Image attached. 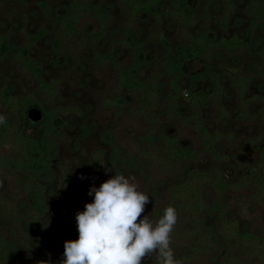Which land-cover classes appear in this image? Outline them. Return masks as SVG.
<instances>
[{"label": "rangeland", "instance_id": "obj_1", "mask_svg": "<svg viewBox=\"0 0 264 264\" xmlns=\"http://www.w3.org/2000/svg\"><path fill=\"white\" fill-rule=\"evenodd\" d=\"M43 0H0V34H8L11 41L9 55L0 59V92L8 88L16 103L29 96L36 100L37 107L43 110L53 122L54 129L49 134L43 126L32 128L22 113H13L0 101V132L7 126V142L0 145V236L5 237L12 246L11 264H60L63 252L58 251L48 237L37 235L31 229L28 215L31 212L29 188L24 183V167L19 157L13 153L14 134L21 132L31 138L41 135L50 141L47 151L38 153L39 158L48 159L50 168L39 174L40 184L45 187L46 199L45 225L65 231L68 241L78 239L76 214L83 211L87 203L92 202L89 189L97 187L112 178L116 173L123 174L133 182L138 190L150 196L141 219L148 215L154 223L163 215L164 209L171 206L177 211V222L170 234V247L177 264H261L264 250V210L253 202L251 189L230 191L224 197L228 206L227 217L231 227H223L219 220L205 209L202 223L205 233L211 239L201 240L194 233L198 223L194 217L180 205L174 188L181 179L180 172H166L148 157L146 136L150 128L142 118L130 116L108 105L117 99L125 101L130 109L137 108V95L119 85V71L125 69L131 52L120 42L124 38V27L129 19V11L119 0H92L101 4L109 18V34L98 47L79 48L73 40L62 53L54 49V37L57 31L55 21H49L38 3ZM53 7L56 19L67 12L71 0H46ZM250 0H234L236 8L228 18V29L222 33L221 20L226 16L227 8L223 1L188 0L196 14L193 27L185 33L182 27L167 14L169 7H174L172 0H163L160 8L161 18L152 14L140 17L134 25L133 33L146 53V64L141 69L138 79L145 81L154 73H163L161 93L168 91L169 73L160 68L168 54V49L159 39L164 36L175 53L186 47V36L207 32L218 38L222 34L243 36L249 25L247 5ZM210 18L205 13L207 9ZM82 34L92 37L98 30L94 20L87 19L81 25ZM41 30L47 35L41 37L31 49L32 59L41 65L46 83L54 84L55 93L45 94L39 88L35 78L27 74L18 59V53L37 36ZM264 48V23L255 34L252 50L241 51L232 55L227 51L215 52L211 61L199 59L189 64L182 87L185 91L203 90L210 92L206 80H198L206 71H216L231 76L258 74L264 68V59L260 55ZM113 53L114 62H107L102 56ZM225 75L223 85L225 96L223 104L226 117L213 104L203 108L205 125L211 133H219V150L228 155L229 161L220 166L224 179L232 181L238 178L241 170L237 168V156L244 153L247 162L256 160L257 153L250 149L249 140L258 139L264 131V121L257 118L244 121L239 119V93L228 86ZM55 82V83H54ZM264 98V77H256L248 97ZM182 115L188 113L183 101ZM163 106L161 110L163 111ZM260 102L254 100L246 112L256 115ZM245 113V112H244ZM8 124V125H6ZM156 144L162 145L161 138L177 137L180 146L187 149L199 148L191 129L184 128L179 122L160 115ZM103 152V155L100 154ZM198 164L179 168L189 171L194 168L208 169L212 161L202 157ZM99 161V162H98ZM116 172V173H115ZM79 174L85 180L84 188L73 199L72 175ZM71 177V178H70ZM181 181V180H180ZM213 190H207L204 202L212 206L216 201ZM248 233L259 239L250 241L233 235V231ZM206 243V244H205ZM212 245L209 252L198 253L195 249ZM155 253L147 256L143 262L154 264Z\"/></svg>", "mask_w": 264, "mask_h": 264}, {"label": "trees", "instance_id": "obj_2", "mask_svg": "<svg viewBox=\"0 0 264 264\" xmlns=\"http://www.w3.org/2000/svg\"><path fill=\"white\" fill-rule=\"evenodd\" d=\"M120 3L129 11V19L124 27V38L120 44L131 52L129 62L125 69L119 71V85L123 89H129L137 95V108L130 109L122 99L109 102L113 108L128 112L130 116L142 118L148 124L150 131L146 136V145L148 151L144 152V156L150 158L157 167H161L166 172H180L181 181L179 180L174 190L181 200L180 205L186 212H189L198 228L194 233L201 240H210L211 234L205 233L202 217L205 209L209 211L208 216H215L223 227H231L232 222L227 217L228 206L224 202V197L230 191H243L251 189V198L254 203L264 210V131L258 139L249 140L250 149L257 153L256 160L247 162L244 153L237 156V168L241 170L238 178L232 181L224 179L223 172L220 168L224 163L230 160L228 155L223 154L219 150V133H211L210 129L205 125L202 110L208 104H213L218 108L223 116L226 117L223 104L225 96V86L223 79L225 73L216 71H206L203 76H198V80H206L210 85V92L203 90L185 91L182 87L186 75L189 73L188 66L190 63L205 59L211 61L215 52L227 51L232 55H236L241 51L250 52L252 50L255 34L260 26L264 23V0H250L247 5V14L249 17V25L245 34L239 36L233 34L227 36L222 34L218 38H213L204 32L199 35H187V44L185 49L180 53H175L167 41V39L159 35L160 41L165 44L168 54L161 62L160 68L163 72L169 73L167 78L168 91L161 93L160 87L163 82V73L151 74L145 81H140L138 75L146 64V53L144 46L136 40L133 29L135 22L146 14H152L156 19L161 18L160 8L163 0H119ZM216 0H209V5ZM223 1L227 13L221 20V31L225 33L228 29V18L232 10L236 8L234 0H218ZM174 7H169L166 14L176 21L187 33L196 21V14L191 9L188 0H172ZM205 13L210 18L208 6ZM38 6L44 16L49 21H55L57 31L54 37V49L58 53H62L67 45L73 40H77L79 48H96L108 37L109 34V18L105 14L101 4H94L92 0H71L68 10L64 15L56 19L53 7L46 0L40 1ZM87 19L94 20L98 25L96 34L90 38L83 36L81 25ZM45 30H41L37 36H32L30 42L18 53V59L22 63L23 70L33 76L45 94L55 93L54 84H48L43 77V69L40 64L35 62L31 57V49L34 44L47 35ZM11 51V41L8 34H0V59L9 55ZM260 55L264 59V48L261 49ZM107 62L113 63V53L102 56ZM229 79L228 86L232 87L239 93L240 105H238L239 119L244 121L257 118L264 121V98L248 97L252 83L256 77H264V68L253 75L249 73L247 76H231L226 75ZM55 83V82H54ZM254 100L260 102V109L256 115L246 112L248 107ZM0 101L3 106L8 107L13 113H21L25 115V121L34 129L43 126L49 134L53 131L54 125L52 120L44 114V119L38 124H32L27 113L34 108H38L36 100L33 96L27 97L19 104H15L13 96L8 88H3L0 92ZM187 105L188 113L182 115L183 104ZM165 107L162 111L161 108ZM40 109V108H38ZM41 110V109H40ZM43 111V110H42ZM245 112V113H244ZM165 115L169 120L179 122L184 128L191 129L195 134V139L199 143V148L187 149L180 146L177 137H162V145H157L156 132L158 131V121L160 115ZM8 125V124H6ZM0 132V145H10L7 142V134L9 129ZM12 151L25 169L24 183L29 188V201L31 204V212L28 215V221L31 229L37 235L48 237L52 245L64 253L65 242L68 241L65 231L58 230L52 224L45 225L42 221L45 216L46 199L44 197L45 187L40 184L39 174L46 172L50 168L48 159L39 158L38 153L47 151L50 148V141L44 137L31 138L25 136L22 131L14 134L12 142ZM103 155V152H100ZM202 157L212 161L213 166L208 169L194 168L186 171L179 168V164L184 166L189 164H198L202 161ZM99 162V161H98ZM71 178V177H70ZM72 185L74 196L73 199L77 206L80 201L76 198L77 194L84 188L85 180L79 174L72 175ZM207 190H213L216 195V201L212 206H208L204 202ZM233 235L250 241L258 242L252 234L240 233L239 230L233 231ZM207 243V242H206ZM205 243V244H206ZM264 246V239L261 241ZM198 253L209 252L212 245H206L204 248L195 249ZM12 246L5 237L0 236V264H11ZM261 264H264V250L262 251ZM143 264H149L143 262Z\"/></svg>", "mask_w": 264, "mask_h": 264}, {"label": "clouds", "instance_id": "obj_3", "mask_svg": "<svg viewBox=\"0 0 264 264\" xmlns=\"http://www.w3.org/2000/svg\"><path fill=\"white\" fill-rule=\"evenodd\" d=\"M88 195L92 202L75 217L78 239L65 242L60 264H143L153 253L154 264H177L170 247L174 207L155 223L148 215L141 219L150 196L119 173L99 187L93 184Z\"/></svg>", "mask_w": 264, "mask_h": 264}, {"label": "water", "instance_id": "obj_4", "mask_svg": "<svg viewBox=\"0 0 264 264\" xmlns=\"http://www.w3.org/2000/svg\"><path fill=\"white\" fill-rule=\"evenodd\" d=\"M27 118L32 124H38L43 121L44 114L42 110L34 108L27 113Z\"/></svg>", "mask_w": 264, "mask_h": 264}]
</instances>
